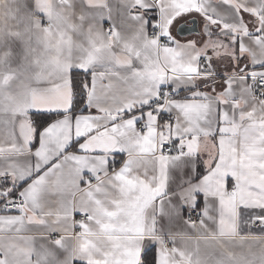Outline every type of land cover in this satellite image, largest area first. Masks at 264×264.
<instances>
[{"label": "snow or ice", "instance_id": "6c2138e0", "mask_svg": "<svg viewBox=\"0 0 264 264\" xmlns=\"http://www.w3.org/2000/svg\"><path fill=\"white\" fill-rule=\"evenodd\" d=\"M0 264H264V0H0Z\"/></svg>", "mask_w": 264, "mask_h": 264}, {"label": "crops", "instance_id": "0c3cea01", "mask_svg": "<svg viewBox=\"0 0 264 264\" xmlns=\"http://www.w3.org/2000/svg\"><path fill=\"white\" fill-rule=\"evenodd\" d=\"M188 35H194V33H188Z\"/></svg>", "mask_w": 264, "mask_h": 264}]
</instances>
